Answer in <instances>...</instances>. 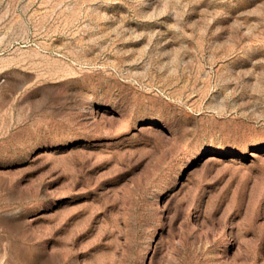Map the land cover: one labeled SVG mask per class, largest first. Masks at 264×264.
Segmentation results:
<instances>
[{"label":"rangeland","instance_id":"374dc122","mask_svg":"<svg viewBox=\"0 0 264 264\" xmlns=\"http://www.w3.org/2000/svg\"><path fill=\"white\" fill-rule=\"evenodd\" d=\"M0 264H264V0H0Z\"/></svg>","mask_w":264,"mask_h":264}]
</instances>
